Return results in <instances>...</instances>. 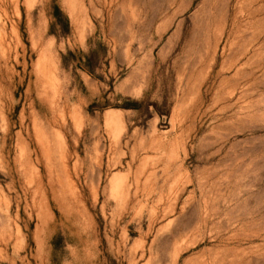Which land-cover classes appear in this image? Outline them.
I'll return each instance as SVG.
<instances>
[{
    "label": "rangeland",
    "instance_id": "374dc122",
    "mask_svg": "<svg viewBox=\"0 0 264 264\" xmlns=\"http://www.w3.org/2000/svg\"><path fill=\"white\" fill-rule=\"evenodd\" d=\"M0 264H264V0H0Z\"/></svg>",
    "mask_w": 264,
    "mask_h": 264
}]
</instances>
